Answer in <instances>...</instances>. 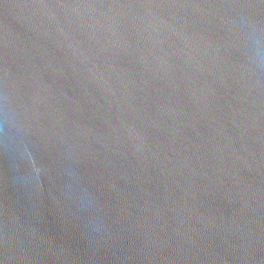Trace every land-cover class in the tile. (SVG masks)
Here are the masks:
<instances>
[{"label": "water", "instance_id": "water-1", "mask_svg": "<svg viewBox=\"0 0 264 264\" xmlns=\"http://www.w3.org/2000/svg\"><path fill=\"white\" fill-rule=\"evenodd\" d=\"M0 264H264V0H0Z\"/></svg>", "mask_w": 264, "mask_h": 264}]
</instances>
